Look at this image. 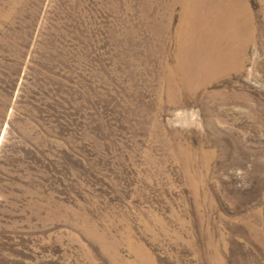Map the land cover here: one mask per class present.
<instances>
[{
	"label": "rangeland",
	"instance_id": "rangeland-1",
	"mask_svg": "<svg viewBox=\"0 0 264 264\" xmlns=\"http://www.w3.org/2000/svg\"><path fill=\"white\" fill-rule=\"evenodd\" d=\"M0 264H264V0H0Z\"/></svg>",
	"mask_w": 264,
	"mask_h": 264
},
{
	"label": "bare ground",
	"instance_id": "bare-ground-1",
	"mask_svg": "<svg viewBox=\"0 0 264 264\" xmlns=\"http://www.w3.org/2000/svg\"><path fill=\"white\" fill-rule=\"evenodd\" d=\"M218 2V1H217ZM204 7V6H203ZM209 11V10H208ZM214 13V12H213ZM215 19V18H214ZM204 48V47H203ZM206 50V49H205ZM208 50V49H207ZM226 52V51H225ZM198 53V52H197ZM196 54V53H195ZM223 56V55H222ZM213 60V59H212ZM209 65V64H208ZM201 77V76H200Z\"/></svg>",
	"mask_w": 264,
	"mask_h": 264
}]
</instances>
